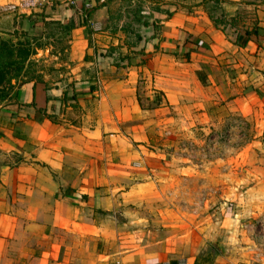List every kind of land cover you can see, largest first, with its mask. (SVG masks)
<instances>
[{
    "label": "crops",
    "instance_id": "1",
    "mask_svg": "<svg viewBox=\"0 0 264 264\" xmlns=\"http://www.w3.org/2000/svg\"><path fill=\"white\" fill-rule=\"evenodd\" d=\"M7 4L0 41L46 67L0 98V264H264L217 238L232 183L182 147L264 133V0Z\"/></svg>",
    "mask_w": 264,
    "mask_h": 264
},
{
    "label": "rangeland",
    "instance_id": "2",
    "mask_svg": "<svg viewBox=\"0 0 264 264\" xmlns=\"http://www.w3.org/2000/svg\"><path fill=\"white\" fill-rule=\"evenodd\" d=\"M16 48L18 46L12 38L0 41V72H7L0 98L9 93L12 78L22 65L33 68L35 72L40 65L46 67L45 63L17 56ZM182 147L191 161L213 164L220 170L217 179L232 183L231 199L224 203V208L230 213L225 227L230 230L229 238L226 231L223 233L221 230L217 238L234 243L236 250L232 251L236 255L255 260L264 258V133L258 134L252 123L234 117L221 132L211 131L197 140L186 139ZM240 163L247 167L242 170V167H237L242 166ZM244 191L247 192L246 197H239L238 194L242 195ZM215 213L217 222L218 212Z\"/></svg>",
    "mask_w": 264,
    "mask_h": 264
},
{
    "label": "built area",
    "instance_id": "3",
    "mask_svg": "<svg viewBox=\"0 0 264 264\" xmlns=\"http://www.w3.org/2000/svg\"><path fill=\"white\" fill-rule=\"evenodd\" d=\"M55 0H23V5L29 8H32L34 6H37L41 3H50ZM17 8V5L15 4H7L0 7V12H10Z\"/></svg>",
    "mask_w": 264,
    "mask_h": 264
},
{
    "label": "trees",
    "instance_id": "4",
    "mask_svg": "<svg viewBox=\"0 0 264 264\" xmlns=\"http://www.w3.org/2000/svg\"><path fill=\"white\" fill-rule=\"evenodd\" d=\"M215 21L216 22H221L222 21V19H220V18H215ZM25 51V55L26 54H29V51H27V50H24ZM17 56H20L19 55V53H17ZM22 59H27L28 57L27 56H25V57H21ZM6 75H7V72H0V92L4 89V82H5V78H6ZM3 85V86H2Z\"/></svg>",
    "mask_w": 264,
    "mask_h": 264
},
{
    "label": "flooded vegetation",
    "instance_id": "5",
    "mask_svg": "<svg viewBox=\"0 0 264 264\" xmlns=\"http://www.w3.org/2000/svg\"><path fill=\"white\" fill-rule=\"evenodd\" d=\"M17 53H18V51H17ZM21 57V56H20Z\"/></svg>",
    "mask_w": 264,
    "mask_h": 264
}]
</instances>
